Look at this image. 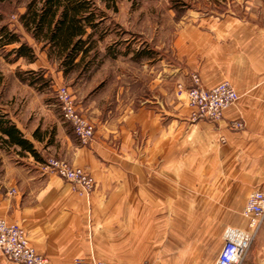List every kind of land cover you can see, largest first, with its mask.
<instances>
[{
    "label": "crops",
    "instance_id": "obj_1",
    "mask_svg": "<svg viewBox=\"0 0 264 264\" xmlns=\"http://www.w3.org/2000/svg\"><path fill=\"white\" fill-rule=\"evenodd\" d=\"M246 1L243 15L200 16L172 49L178 61L153 66L150 83L122 84L116 99L137 88L128 104L100 107V90L79 96L78 111L96 126L86 146L51 114L33 121L4 109L43 161L51 152L89 172L95 187L78 197L19 147L13 157L0 148V219L18 223L50 264H199L207 250L214 264L223 231H248L241 212L264 189V0ZM191 74L206 89L227 81L238 93L217 123H190L178 108L176 85L189 87ZM232 121L244 129L230 130ZM242 264H264V219Z\"/></svg>",
    "mask_w": 264,
    "mask_h": 264
},
{
    "label": "rangeland",
    "instance_id": "obj_2",
    "mask_svg": "<svg viewBox=\"0 0 264 264\" xmlns=\"http://www.w3.org/2000/svg\"><path fill=\"white\" fill-rule=\"evenodd\" d=\"M26 1H0V13L4 17L3 23L7 24L10 29H15L25 40L31 41L17 22L18 16L24 13ZM92 1L103 14L101 28L104 30V41L99 45L98 53L101 55L90 65V69L85 74L76 71L63 76L57 62L47 61L44 53L37 54L38 60L32 63L24 60L9 63L4 58V51L0 50V107L3 112L6 109L10 113H16L22 118L33 121L50 120L52 115V118L69 126L63 121L55 98L59 86L68 89L75 105L80 100L79 98L91 89L100 90L97 93L99 94L97 105L100 107H113L117 103L126 105L129 100L138 97L137 88L135 86L129 88L128 96L124 99L122 97L116 99L115 94L118 88H121L122 84L131 83L137 76L144 82L150 83L153 66L157 70L158 63L167 65L172 59L178 61L179 55H173V50L175 48L177 52L178 47L182 49L183 35L198 28L200 16H210L220 12L228 13V11L243 15L244 11L251 7L246 0H115L112 5L108 6L100 0ZM8 49L10 48L5 50ZM107 49H114L116 56L110 57ZM142 51H149L151 55L135 57L136 52L141 53ZM180 61L179 64L182 62ZM79 75L83 77L79 79ZM192 75L194 74H191L190 78ZM31 79L37 80L32 83ZM179 85L187 89L183 84L177 83L174 94L178 99V108L181 113L183 111V114L188 109V121L190 122V108L187 105L185 94L177 91ZM76 109L78 111L77 105ZM79 113L94 128L93 142L96 126L80 111ZM115 124V122L110 123L112 127H115ZM69 127L73 133L71 126ZM58 144L60 145L59 141ZM217 144L220 143L217 142ZM52 147L53 150L60 148H56L57 143L52 144ZM0 148L5 149L11 157L16 155L15 149L11 147L1 145ZM48 153L45 154V159L62 160L71 166L65 159L57 158L51 152ZM27 162L24 159L21 164L30 168ZM204 252H206L204 259L199 261V264L212 263L215 260L214 253L209 250Z\"/></svg>",
    "mask_w": 264,
    "mask_h": 264
},
{
    "label": "built area",
    "instance_id": "obj_3",
    "mask_svg": "<svg viewBox=\"0 0 264 264\" xmlns=\"http://www.w3.org/2000/svg\"><path fill=\"white\" fill-rule=\"evenodd\" d=\"M187 89L180 85L178 93L185 94L190 108V122L208 121L217 123L225 110L231 108L239 100L238 93L231 83L224 81L211 89H206L194 74ZM64 122L71 126L73 134L79 142L86 146L92 142L94 128L87 119L77 111L73 97L65 87H58L56 96ZM242 121H232L230 130H242ZM224 143V139H221ZM42 170L54 174L71 186L73 193L88 199L95 187L94 179L89 172L79 167L69 166L62 160L44 159ZM14 191H12V194ZM242 217L248 223V231L227 227L222 233L223 244L214 264H242L248 249L264 219V189L251 192L246 200ZM50 264L49 259L36 252L28 243L25 230L18 223L0 219V264ZM65 264H105L91 259L77 258ZM107 264V263H106ZM129 264V263H120Z\"/></svg>",
    "mask_w": 264,
    "mask_h": 264
},
{
    "label": "trees",
    "instance_id": "obj_4",
    "mask_svg": "<svg viewBox=\"0 0 264 264\" xmlns=\"http://www.w3.org/2000/svg\"><path fill=\"white\" fill-rule=\"evenodd\" d=\"M6 1V0H0ZM105 6L115 0H100ZM102 12L92 0H27L24 13L17 22L29 40L10 29L0 13V50L9 62L24 60L32 63L44 53L46 60L58 64L63 76L73 72L85 73L101 55L99 45L104 41L101 28ZM6 48H10L7 51ZM110 57L114 49H107ZM150 56L149 51L136 52L135 57ZM33 81L37 79H31ZM31 84V83H30ZM0 143L2 146L19 147V153H27L40 163L43 159L28 142L7 114L0 107Z\"/></svg>",
    "mask_w": 264,
    "mask_h": 264
}]
</instances>
